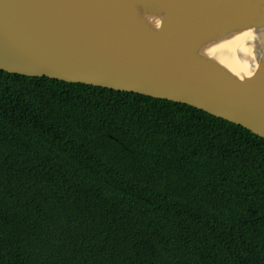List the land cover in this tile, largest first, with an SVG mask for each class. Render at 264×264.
<instances>
[{
	"label": "trees",
	"instance_id": "1",
	"mask_svg": "<svg viewBox=\"0 0 264 264\" xmlns=\"http://www.w3.org/2000/svg\"><path fill=\"white\" fill-rule=\"evenodd\" d=\"M0 264H264V138L0 70Z\"/></svg>",
	"mask_w": 264,
	"mask_h": 264
},
{
	"label": "water",
	"instance_id": "2",
	"mask_svg": "<svg viewBox=\"0 0 264 264\" xmlns=\"http://www.w3.org/2000/svg\"><path fill=\"white\" fill-rule=\"evenodd\" d=\"M244 34L254 71L221 57ZM0 70L185 103L264 138V0H0Z\"/></svg>",
	"mask_w": 264,
	"mask_h": 264
},
{
	"label": "bare ground",
	"instance_id": "3",
	"mask_svg": "<svg viewBox=\"0 0 264 264\" xmlns=\"http://www.w3.org/2000/svg\"><path fill=\"white\" fill-rule=\"evenodd\" d=\"M253 31H250V34ZM258 35H241L234 41H230L226 43L227 46L222 47L221 50V57H225V59L230 62V65L235 67L237 66L238 69L244 70H252L256 67L257 61L255 59H251L252 57V42L251 40ZM250 60V61H249Z\"/></svg>",
	"mask_w": 264,
	"mask_h": 264
}]
</instances>
